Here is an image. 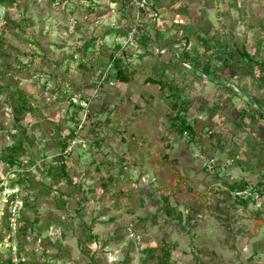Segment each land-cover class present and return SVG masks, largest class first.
I'll return each mask as SVG.
<instances>
[{"label":"rangeland","instance_id":"rangeland-1","mask_svg":"<svg viewBox=\"0 0 264 264\" xmlns=\"http://www.w3.org/2000/svg\"><path fill=\"white\" fill-rule=\"evenodd\" d=\"M145 2L0 0V264H264V0Z\"/></svg>","mask_w":264,"mask_h":264},{"label":"built area","instance_id":"built-area-1","mask_svg":"<svg viewBox=\"0 0 264 264\" xmlns=\"http://www.w3.org/2000/svg\"><path fill=\"white\" fill-rule=\"evenodd\" d=\"M131 2H132L134 14H135V16H134L135 17V25H138L141 22V20H140L141 19V10L145 8L146 2H145V0H131ZM105 78H106V76L104 75L102 77V80L104 81ZM108 84L110 86L115 85V83L113 81L108 82ZM83 105H86V103H83Z\"/></svg>","mask_w":264,"mask_h":264},{"label":"trees","instance_id":"trees-1","mask_svg":"<svg viewBox=\"0 0 264 264\" xmlns=\"http://www.w3.org/2000/svg\"><path fill=\"white\" fill-rule=\"evenodd\" d=\"M143 10L144 9H142V13H143ZM153 50L155 51V47L153 48ZM242 56H244V57H246V58H249V56L247 55V54H245V53H242ZM114 63H115V67H118L117 65V63L115 62V60H114ZM113 66H114V64H113ZM117 76L122 80V81H126V78L124 77V76H122V74L118 71L117 72ZM65 147V146H64ZM16 162L14 161V159L13 158H11L10 159V161H9V164L10 165H14ZM63 165V164H62ZM64 165L62 166V169H61V171H62V173H65L64 172Z\"/></svg>","mask_w":264,"mask_h":264}]
</instances>
